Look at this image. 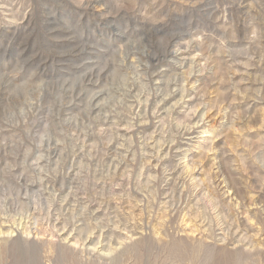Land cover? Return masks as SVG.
I'll use <instances>...</instances> for the list:
<instances>
[{
    "label": "rangeland",
    "instance_id": "374dc122",
    "mask_svg": "<svg viewBox=\"0 0 264 264\" xmlns=\"http://www.w3.org/2000/svg\"><path fill=\"white\" fill-rule=\"evenodd\" d=\"M48 216L134 242L0 264H264V0H0V224Z\"/></svg>",
    "mask_w": 264,
    "mask_h": 264
},
{
    "label": "bare ground",
    "instance_id": "6f19581e",
    "mask_svg": "<svg viewBox=\"0 0 264 264\" xmlns=\"http://www.w3.org/2000/svg\"><path fill=\"white\" fill-rule=\"evenodd\" d=\"M175 52V51H174ZM169 54H174L172 51H170ZM164 97V96H163ZM167 97V96H166ZM176 105V104H175ZM202 118V117H201ZM218 175V174H217ZM223 176V175H222ZM222 176H218L217 177V180H216V184L217 186L219 187V190L221 191V194L223 197H225V199H227V201H229L230 204L234 205L232 207H235V210L236 209H240L243 207L247 208L249 207L250 209V204L248 206L245 205V197H243V192H241V190H239V188H236L231 182L230 180H227L226 178L222 177ZM26 184V183H25ZM25 187V186H24ZM26 188V187H25ZM30 189V188H29ZM52 189V188H51ZM25 190V189H24ZM98 191V190H97ZM206 192V191H205ZM28 193V192H27ZM55 196V195H54ZM87 197V196H86ZM95 198V197H94ZM244 198V199H243ZM53 202V201H52ZM59 203V202H58ZM102 203V202H101ZM50 204V202H49ZM70 204V203H69ZM106 204V203H105ZM257 204V203H256ZM255 204V205H256ZM259 204V203H258ZM52 205V204H51ZM50 205V206H51ZM53 207V206H52ZM59 207V206H58ZM87 208H89V206H86ZM23 208V207H22ZM25 208V207H24ZM47 208V207H46ZM61 210H62V207H60ZM70 208V207H69ZM30 209V208H29ZM55 209V208H54ZM241 209V211H242ZM69 210V209H68ZM25 211V209H24ZM60 211V210H59ZM66 211V210H65ZM239 211V210H238ZM247 211V210H246ZM6 212V211H5ZM30 212V211H29ZM64 212V211H63ZM81 212V211H80ZM218 212V211H217ZM245 212V211H244ZM23 213V212H22ZM62 213V212H60ZM59 213V214H60ZM239 213V212H238ZM21 214V213H20ZM50 214V213H49ZM91 214H92V211H91ZM217 214V213H216ZM62 215V214H61ZM70 215V214H69ZM94 215V214H93ZM254 215V214H253ZM252 214H250L249 212L247 213V218H249V220H254L256 217L253 216ZM59 216V215H58ZM238 216V215H237ZM236 216V217H237ZM32 217V216H31ZM30 217V218H31ZM66 217V216H65ZM71 217V215H70ZM115 217V216H114ZM6 218V217H5ZM23 218V217H22ZM25 218V217H24ZM59 218V217H58ZM58 218H51V217H47L46 218V222L47 223H52V228L55 230V233L51 230V231H48V230H41L40 228V224L42 225V223L39 224V227L40 228H36L35 226V231L30 229L28 224H23V221L19 222V223H16L15 221L12 222L10 225H4L2 226L0 224V238L1 237H6V239L13 235H19L20 233L23 234V236L27 239H32L34 241H38L40 239H42L44 236H45V233L47 232V236L49 235V241L51 240H54V243L55 241L58 242V244H63L64 247H66V250L69 249L70 251H72L73 253L74 252H78V253H85L87 255H90L92 256L93 254H96V257L100 258V259H103V260H107V261H111V258L114 257L115 255L117 256V253L121 252V249H127L128 246H130V244H132V241H133V233L130 235V237H126L128 239H124L121 240L120 242H115L113 244V242L109 241V243H103L105 242L106 240L108 241V239L105 238V233H103L102 230L98 229L95 231V230H90L88 232V234H85V236H81L79 233L77 234L76 233V230L78 227H76L74 224L73 226H69L66 221L64 223H61L60 221L63 222V220H59ZM63 218V217H62ZM240 218V217H239ZM246 218V217H245ZM21 220V219H20ZM24 220V219H23ZM27 220V219H25ZM67 220V218H66ZM114 220V219H113ZM220 220V219H219ZM241 220V219H240ZM45 221V220H44ZM80 221V220H79ZM224 221V220H223ZM258 221V220H257ZM255 220V223L257 222ZM25 223V222H24ZM37 222H35L36 224ZM39 223V222H38ZM44 223V222H43ZM240 223V221H239ZM6 224V223H5ZM9 224V223H8ZM70 224V223H69ZM100 224V223H99ZM119 224V223H118ZM123 224V223H122ZM257 224V223H256ZM263 225L260 226L259 228H253L254 230V236L257 237V239L260 241V236H263L262 237V244L264 245V221L262 223ZM44 225V224H43ZM28 226V227H27ZM49 226V225H47ZM243 228H245V225H242ZM43 227V226H42ZM90 227V226H89ZM95 227V226H93ZM123 227V226H122ZM122 227H120L122 229ZM185 227V226H184ZM80 228V227H79ZM78 228V229H79ZM186 228V227H185ZM184 228V229H185ZM210 228V227H209ZM92 229V227H91ZM205 229V228H204ZM223 229V228H222ZM246 229V228H245ZM88 230V229H87ZM157 230V229H156ZM44 231V233H43ZM21 234V235H22ZM211 234V233H210ZM82 237V238H81ZM140 237V236H139ZM223 237V236H222ZM5 239V238H3ZM5 239V240H6ZM19 239V238H18ZM106 239V240H105ZM138 239V238H137ZM216 239V238H215ZM220 239V238H219ZM256 239V238H255ZM2 240V239H1ZM0 240V241H1ZM47 240V239H46ZM105 240V241H104ZM110 240V239H109ZM126 240H129V244H126ZM222 241L226 240L225 236L221 239ZM21 241V240H20ZM1 242H4V241H1ZM127 242V243H128ZM134 242V241H133ZM228 242V241H227ZM7 243V242H6ZM39 244V243H38ZM52 244L53 243H49ZM117 244V245H116ZM233 245L234 248L238 247V242L235 241V242H232L231 243ZM43 246V244H41ZM45 245V244H44ZM33 246V245H32ZM61 246V245H59ZM255 246V245H254ZM55 247V246H54ZM53 247V248H54ZM46 248V247H45ZM52 248V247H51ZM264 250V246L262 248ZM53 250V249H52ZM45 251V250H44ZM71 252V253H72ZM122 253V252H121ZM125 253V251L123 252ZM226 253V252H225ZM224 255L226 256L227 254ZM76 255V254H75ZM84 255V254H83ZM115 256V257H116ZM119 256V254H118ZM118 256L116 257V259L118 258ZM122 256V255H121ZM120 256V257H121ZM222 257H224L222 255ZM96 259V258H95ZM98 260V259H97ZM101 261V260H99ZM121 262V261H120ZM119 262V263H120ZM105 263V262H103ZM107 263V262H106ZM117 263V261H116ZM229 262L225 263V264H228ZM108 264V263H107ZM110 264V263H109ZM223 264V263H222Z\"/></svg>",
    "mask_w": 264,
    "mask_h": 264
}]
</instances>
